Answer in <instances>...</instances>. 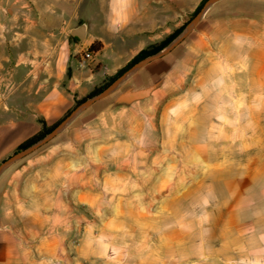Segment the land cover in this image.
Listing matches in <instances>:
<instances>
[{
    "label": "rangeland",
    "instance_id": "374dc122",
    "mask_svg": "<svg viewBox=\"0 0 264 264\" xmlns=\"http://www.w3.org/2000/svg\"><path fill=\"white\" fill-rule=\"evenodd\" d=\"M197 4H166L160 20L149 19L158 22L152 31L138 25L135 9L116 0H0V12L16 14L14 26L26 33L19 44L36 43L34 35L40 29L56 34L62 30L71 39L70 29L86 23V36L77 41L85 42L88 33L96 31L106 43L104 47L95 39L91 44L97 49L90 59H84L89 47L80 44L76 56L89 69L96 53L100 60H118L123 66L141 48L187 23ZM206 10L174 48L139 69L144 82L136 95L150 98L148 104L138 105L139 130L125 123L120 132H104L110 136L108 141H123L102 153L107 159L121 156L117 164L123 170L112 187L92 179V191L100 194H89V188L82 187L80 194H64L61 207L52 194L56 188L50 186L48 209L40 200L28 203L31 194L20 192L14 203L3 196L7 203L0 209V264L6 257L16 258L14 264H222L205 258L203 252H216L233 190L251 187L264 192V177L252 175L254 163L249 161L256 148L245 142L258 125L264 128V113L251 114L250 109H264V98L247 95L256 86L249 82V55L264 47V36H234L226 43L222 34L202 33L207 28L206 20L201 21ZM110 21L112 25H105ZM21 53L16 52L18 58ZM28 54L33 58L40 51ZM7 81L2 79L3 91L8 89ZM234 90H240V97H232ZM208 92L210 97L202 98ZM72 120L70 125L79 124V119ZM58 138L54 136L21 161L48 153V148L59 144ZM80 138L84 140V135ZM85 150L94 155L98 148L90 145ZM14 164L4 171L13 172ZM249 198L247 191L242 206ZM221 247L226 254L233 248L229 243ZM225 264L249 262L226 260Z\"/></svg>",
    "mask_w": 264,
    "mask_h": 264
},
{
    "label": "crops",
    "instance_id": "0c3cea01",
    "mask_svg": "<svg viewBox=\"0 0 264 264\" xmlns=\"http://www.w3.org/2000/svg\"><path fill=\"white\" fill-rule=\"evenodd\" d=\"M116 1L129 5L132 8L131 11L135 9L137 19L140 20L138 25L143 30L152 31L158 22L154 21L152 24L149 19L152 17L160 20V10H166V4L177 1L185 4L194 1L199 3L200 0ZM172 12L176 14L175 10ZM15 17L14 12H0V68L3 69L0 74L8 75L0 77V86L2 79L8 80V89L3 91L0 87V160L39 131L41 120L46 125H50L60 119L72 108L76 99L88 94L94 87L100 85L107 75L113 74L122 65L118 60L109 62L100 60L96 57L97 53L90 64L92 70L81 65L76 56L80 44L83 43L85 47H89L95 39H100L106 47L105 39L96 31L88 33L85 42H79L77 39L65 38L62 30L59 31L60 34H56V32L50 33L47 29H40L39 35H34L37 39L36 43L19 44L18 41L26 33L20 32L14 26ZM205 20L207 28L202 30V33L222 34L226 37V43L230 37L233 39L234 36H264V0H218L206 10L202 23ZM112 23L106 22L105 25L110 26ZM34 50H39L40 56L32 58L28 54ZM17 51L22 52L19 58ZM256 51L258 53H250L248 62L249 82L256 85L255 89L247 94L250 99L264 98V90H257L258 85L261 88L264 87V47L259 46ZM216 63L218 66L221 65L220 61ZM97 65L98 67H95ZM233 65L237 66L235 59ZM141 67L126 77L108 95L95 100L81 111L74 118L79 119L78 125L75 123L70 125L73 121L71 120L56 135L60 137L57 140L59 144L56 143L48 148L46 150L48 153L25 158L24 162L19 159L14 162L17 164L12 166V169H15L13 172L0 173V209H4L7 203L3 196H8L10 202L14 203L15 199L19 198L20 192L31 194L30 198H26L28 203L35 204L40 200V203H44L48 209L50 186L56 188L52 194L55 195L61 207L65 205L62 197L64 194H80L82 187H88L89 194H100V192L92 191L95 187L92 179L99 180L100 183L103 181L105 186H113L114 177L123 170V166L117 164L121 156L117 153L116 156L112 155L107 159L102 153L122 145L123 141L115 137V140L108 141L106 138L110 136L104 132L122 130L121 125L125 123L129 124L134 131L139 130L136 127L138 105L148 104L150 100L147 95H136L144 82L137 74ZM5 68L6 71H4ZM240 94V90H234L232 97H240ZM203 97L209 98V92L202 95ZM250 109L251 114L264 113L262 107L250 106ZM1 115L4 117L1 118ZM258 128L254 130V135H250L249 141L245 142L249 147L256 148L255 156L257 157L251 156L249 161L254 163L252 167L255 170H252V175H259L260 178L264 177V170H260L261 167L264 168V128H261V125H258ZM257 130L262 131L261 134L255 133ZM81 134L84 135V140L79 139ZM90 145L98 148L94 155H90L86 150L82 151ZM114 163H116L115 168ZM247 191L250 200L242 206L241 201ZM262 194L264 195L262 190L254 191L251 187H236L233 190L232 200L224 209L226 218L224 217L221 224L224 231L217 239L216 252L204 251L205 258H216L222 264H225L226 260L235 262L247 260L249 264H264V204L261 203L264 198L262 199ZM142 219L144 218H138V220ZM226 243L232 244L233 247L229 254L222 252L221 246ZM240 244H242L241 247H239ZM14 260L16 258H3V264H14Z\"/></svg>",
    "mask_w": 264,
    "mask_h": 264
},
{
    "label": "water",
    "instance_id": "95a60500",
    "mask_svg": "<svg viewBox=\"0 0 264 264\" xmlns=\"http://www.w3.org/2000/svg\"><path fill=\"white\" fill-rule=\"evenodd\" d=\"M218 0H206L203 4L202 8L185 24L181 32L166 46H164L159 51L150 54L141 60L135 62L131 67L125 70L121 75L115 78L108 86H106L103 90L98 92L97 94L86 98L81 103L77 104L73 107L70 112L55 125V127L46 133L41 139L37 140L36 142L32 143L31 145L17 150L13 152L9 157L2 160L0 162V173L4 171L7 167L11 164L16 162L17 160L21 159L22 157L26 156L27 154L31 153L41 145L45 144L49 140H51L54 136H56L62 129H64L67 124L75 118L81 111L87 108L90 104H92L95 100L102 98L112 92L126 77H128L132 72L143 66L144 64L154 60L166 53H168L172 48H174L195 26L198 20L201 18L202 14L211 4ZM72 37H76L78 40H83L86 36V23H80L79 25L73 27L69 31Z\"/></svg>",
    "mask_w": 264,
    "mask_h": 264
},
{
    "label": "trees",
    "instance_id": "16d2710c",
    "mask_svg": "<svg viewBox=\"0 0 264 264\" xmlns=\"http://www.w3.org/2000/svg\"><path fill=\"white\" fill-rule=\"evenodd\" d=\"M206 0H200L199 3L196 5V7L194 8L193 12L191 13V17H193L203 6V4L205 3ZM186 23L182 24L181 26H179L178 28L174 29L171 33H169L168 35H166L162 40H160L159 42L156 43H152L149 46L140 49L136 54H134L123 66L119 67L113 74L107 75L104 79V81L94 87L88 94H86L85 96L78 98L75 100V105L73 107H75L77 104L81 103L82 101H84L86 98L91 97L95 94H97L98 92H100L101 90H103L106 86H108L115 78H117L119 75H121L125 70H127L129 67H131L135 62L141 60L142 58L153 54L157 51H159L160 49H162L164 46H166L168 43H170L183 29V27L185 26ZM71 39H77L76 37H72ZM96 44L93 43L89 46V50L92 52L94 50H96ZM72 107V108H73ZM71 108V109H72ZM70 109V110H71ZM70 110H68L64 116H62L60 119H58L57 121H55L54 123L50 124V125H46V123L44 121L41 120V128L39 131H37L34 135H32L31 137L27 138L25 141H23L21 144H19L15 151L23 149L29 145H31L32 143L36 142L37 140L41 139L46 133H48L49 131H51L56 124H58V122L60 120H62L69 112Z\"/></svg>",
    "mask_w": 264,
    "mask_h": 264
},
{
    "label": "built area",
    "instance_id": "2783aa9c",
    "mask_svg": "<svg viewBox=\"0 0 264 264\" xmlns=\"http://www.w3.org/2000/svg\"><path fill=\"white\" fill-rule=\"evenodd\" d=\"M91 51L89 50V48H86L84 50V59H90L91 58Z\"/></svg>",
    "mask_w": 264,
    "mask_h": 264
}]
</instances>
